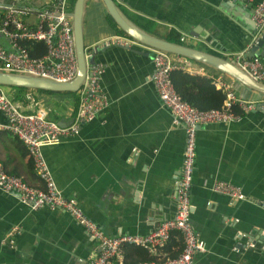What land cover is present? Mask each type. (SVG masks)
I'll use <instances>...</instances> for the list:
<instances>
[{"label":"crops","instance_id":"1","mask_svg":"<svg viewBox=\"0 0 264 264\" xmlns=\"http://www.w3.org/2000/svg\"><path fill=\"white\" fill-rule=\"evenodd\" d=\"M139 29L154 37L237 60L257 40L251 7L233 0H114ZM75 0H67L71 13ZM12 0H0V10ZM47 0H21L32 13ZM102 0H87L83 16L86 57L100 63L106 105L83 122L75 135L42 146L41 153L56 187L76 199L83 211L110 236L145 235L175 215V180L183 158L181 123L159 99L151 80L153 58L126 47L132 40L119 33ZM183 37V40L181 38ZM254 39V41H253ZM171 41V42H173ZM0 45L10 48L0 36ZM262 50V48H259ZM174 69L210 75L216 89L230 84L239 98L262 95L234 78L185 56L170 53ZM241 59V58H240ZM91 63V64H92ZM173 69V70H174ZM212 72V73H211ZM4 92L9 96L13 90ZM49 119L68 125L78 109L79 94L30 90ZM26 112L32 103L22 105ZM0 163L33 186L43 187L24 144L1 128ZM217 181L233 184L244 195L233 199L213 190ZM191 220L204 244L196 264H264V112L254 109L240 120L196 127V159ZM17 228L13 243L7 233ZM97 244L69 213L42 205L37 209L16 194L0 189V264H87ZM128 263L161 256L158 250L124 245Z\"/></svg>","mask_w":264,"mask_h":264},{"label":"built area","instance_id":"2","mask_svg":"<svg viewBox=\"0 0 264 264\" xmlns=\"http://www.w3.org/2000/svg\"><path fill=\"white\" fill-rule=\"evenodd\" d=\"M20 1L12 0L9 6L0 10V36L5 37L10 43V48L0 45V70L61 81L73 79L77 71V62L72 18L67 10V0H47L43 7L36 10V21L33 24L25 20V17L33 12L32 9L17 5ZM233 1H240L251 7L252 20L256 27L254 39L258 38L264 32V0ZM26 40L44 43V53L32 56L22 44ZM154 52L151 80L162 104L170 108L175 123L183 125L185 141L182 165L175 180V215L165 219L145 235L106 234L83 211L76 199L61 194L41 153L42 146L57 144L63 136L77 134L83 122L94 119L103 110L106 105L100 85L103 66L100 63L87 65L84 83L77 91L79 94L77 113L68 125L49 119L47 111L29 95L27 98L35 108L31 112L24 111L21 104L13 102L0 88V111L6 117V122L1 128L16 136L24 144L36 175L43 183V187L33 186L22 177L7 172L0 163V189L16 194L33 209L48 205L69 213L97 244V254L87 264H196L194 254L206 251L191 220L190 190L196 159V127L201 124L240 120L254 109H261L264 112V94H261L262 98L259 100L247 101L237 97L227 82L220 83L225 92L221 107L207 110L196 108L183 99L173 87L171 71L175 66L171 63L170 53L157 49ZM236 61L252 78L264 82V56L250 58L241 52ZM234 104L238 106L239 111L232 109ZM213 190L233 199L244 198L239 188L230 183L217 181L213 184ZM173 230L180 232L184 242L183 250L175 257L128 263L120 255L124 245L156 250L168 241ZM17 234L18 230L15 227L7 233L9 244L13 243Z\"/></svg>","mask_w":264,"mask_h":264},{"label":"water","instance_id":"3","mask_svg":"<svg viewBox=\"0 0 264 264\" xmlns=\"http://www.w3.org/2000/svg\"><path fill=\"white\" fill-rule=\"evenodd\" d=\"M86 1L87 0H75L70 13L77 62V71L73 79L61 81L49 77L0 70V85L54 92H77L84 83L87 65L92 63V61L86 57V49L83 43V16ZM102 1L116 24L131 38L132 44L128 42L126 47L138 50L152 58L155 55V49L188 57L234 78L252 91L264 94V82L252 78L246 71L239 67L236 60H228L211 52L147 34L125 16L114 0ZM259 48H262V50H259ZM245 56L250 58L253 56H264V32L252 44Z\"/></svg>","mask_w":264,"mask_h":264},{"label":"trees","instance_id":"4","mask_svg":"<svg viewBox=\"0 0 264 264\" xmlns=\"http://www.w3.org/2000/svg\"><path fill=\"white\" fill-rule=\"evenodd\" d=\"M111 23L116 27L119 33L125 34L121 28L116 24L113 18L108 15ZM126 35V34H125ZM173 41V40H170ZM175 42V41H173ZM28 50L32 56H40L45 51V45L42 42L26 40L22 43ZM209 67V66H208ZM212 68V67H210ZM213 71L218 70L213 68ZM212 73V72H211ZM171 82L175 91L182 96L188 103L195 106L196 108L207 110L212 108H219L222 106L223 101L225 99V92L222 88L216 89L213 78L210 75H191L187 72H183L182 70H172L171 71ZM8 89L13 90L9 94L10 99L13 102H18L19 104L25 105L30 100L25 96V91H30L34 89L18 87V86H7ZM37 91H45V90H37ZM54 92V91H47ZM58 93H72L76 94L77 92H58ZM23 107V106H22ZM234 111H239V108L236 104L232 106ZM135 246V245H133ZM142 248L144 250H149L140 246H136ZM184 247V242L182 240V236L179 231L173 230L170 234L168 241L162 246L158 247L156 250L162 254L161 256H153L151 259L153 260H165L168 258H172L177 256ZM146 259V260H151Z\"/></svg>","mask_w":264,"mask_h":264},{"label":"rangeland","instance_id":"5","mask_svg":"<svg viewBox=\"0 0 264 264\" xmlns=\"http://www.w3.org/2000/svg\"><path fill=\"white\" fill-rule=\"evenodd\" d=\"M0 88L3 89V90H8V87L5 86V85H0Z\"/></svg>","mask_w":264,"mask_h":264}]
</instances>
